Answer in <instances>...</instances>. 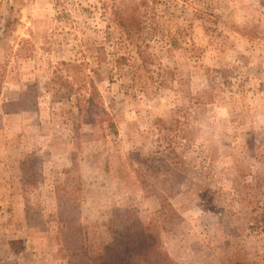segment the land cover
<instances>
[{
	"label": "rangeland",
	"instance_id": "1",
	"mask_svg": "<svg viewBox=\"0 0 264 264\" xmlns=\"http://www.w3.org/2000/svg\"><path fill=\"white\" fill-rule=\"evenodd\" d=\"M126 229L264 264V0H0V264Z\"/></svg>",
	"mask_w": 264,
	"mask_h": 264
},
{
	"label": "trees",
	"instance_id": "2",
	"mask_svg": "<svg viewBox=\"0 0 264 264\" xmlns=\"http://www.w3.org/2000/svg\"><path fill=\"white\" fill-rule=\"evenodd\" d=\"M154 243L155 236L149 230L116 232L112 243L105 246L104 253L93 258L90 264H174L168 258L148 257L149 248Z\"/></svg>",
	"mask_w": 264,
	"mask_h": 264
}]
</instances>
